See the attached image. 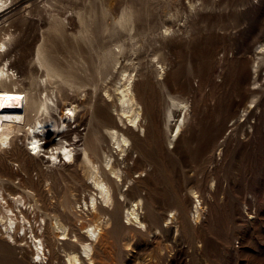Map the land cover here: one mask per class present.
I'll use <instances>...</instances> for the list:
<instances>
[{
    "label": "rangeland",
    "instance_id": "obj_1",
    "mask_svg": "<svg viewBox=\"0 0 264 264\" xmlns=\"http://www.w3.org/2000/svg\"><path fill=\"white\" fill-rule=\"evenodd\" d=\"M18 1L13 8H17L16 23L21 26L17 31L19 53L41 44L42 32L49 33L54 21L47 12L41 17L31 14L32 8L51 10L49 4L59 1L86 13V29L93 40L91 45L76 37L51 35L46 45L59 58L67 51L106 45L112 23L119 17L124 26L119 25L117 37L129 45L128 52L132 49L127 55L132 62L141 61L138 70H131L137 73L135 89L145 109L146 132L140 136L131 133V139L142 148L134 159V195L143 199L140 212L147 228L136 222L128 224L122 216L126 209L121 213L119 207L111 212L102 209L101 215L109 216L110 224L86 264H264V0ZM72 14L66 15L73 17L67 24L69 32L78 23V15ZM165 27L170 28L168 32ZM16 57L15 52L8 63H1L9 66ZM161 59L169 65L165 77L153 71ZM122 61L132 65L124 57ZM13 71L18 76L23 73L21 67ZM106 99L112 103L114 97ZM175 99L187 100L189 108L188 131L178 139L179 148L168 143L175 118L168 119L167 106ZM97 104L92 108L94 121L104 106ZM60 110L54 111L57 117ZM112 114L119 122L118 111L112 110ZM126 117L123 115L130 125ZM79 128L86 131V125ZM134 130L136 134L140 131ZM20 144L28 146V140ZM60 194L65 198L61 215L71 235L97 221L89 212L73 209L68 192ZM120 214L127 224L119 223ZM36 226L40 234L41 228ZM0 228L9 239L2 224ZM46 232L49 248L72 246L71 239L58 242V232L48 227ZM18 234L23 236L24 231ZM31 234L28 230L27 241L16 246L1 244L0 257L14 254L21 258L18 247L32 250ZM58 255L64 264V253Z\"/></svg>",
    "mask_w": 264,
    "mask_h": 264
},
{
    "label": "bare ground",
    "instance_id": "obj_2",
    "mask_svg": "<svg viewBox=\"0 0 264 264\" xmlns=\"http://www.w3.org/2000/svg\"><path fill=\"white\" fill-rule=\"evenodd\" d=\"M17 1L0 0V224L9 237H4L0 228V245L16 246L25 239L27 241L30 230L34 247L32 250L18 247L21 258L14 254L4 255L0 257V263L61 264L60 251L64 253V264H86L87 259L93 258L95 243L100 240L103 229L110 224L109 216L101 215L102 209L111 212L119 207V213L126 209L122 216L128 224L136 222L147 228L140 212L144 208L143 199L134 195L137 182L134 159L135 154L139 157L142 148L131 139V133L140 136L146 132L143 126L145 109L135 89L137 73L132 74L131 70V67L138 70L141 61L138 64L132 62L133 59L127 56L132 49L128 52L129 45L117 37L119 25L124 26L119 17L112 23L111 39L106 45L67 51L59 58L58 53L46 45L51 35L93 42L86 29V13L72 3L59 1H55V5L49 4L51 10L49 7L32 8L31 14L40 16L47 12L54 21L49 25V33L42 32L41 44L36 48L29 46L19 53L21 40L17 31L21 26L16 23L19 22L14 12L17 8H13ZM71 11L72 15H78L73 32L67 28L73 20L66 16ZM5 22H9L8 25H4ZM164 29L168 32L170 28ZM15 52L18 58L8 66L10 56ZM123 57L131 60L132 65L124 64ZM4 61L6 65L1 63ZM166 61L158 60L159 67L153 68L161 77L168 74ZM14 67L22 68L21 76L15 74ZM106 97H114L112 103ZM184 100L168 101L167 106L168 119L175 118L168 143L177 148L180 147L178 139L188 131L189 108L188 101ZM99 102L104 106L99 108L94 121L92 108L95 109ZM59 108L60 117H57L54 111ZM112 110L118 111L119 122ZM87 113L89 116L85 119ZM123 115L127 116L130 125ZM68 118L74 121H68ZM72 124L76 127L72 128ZM83 125H86L84 133L79 128ZM134 126L141 132L136 134ZM181 139L184 141L185 138ZM25 140L30 147L20 144ZM41 152L45 155L41 156ZM63 191L70 194L68 201L73 209L89 212L97 218V223L83 225L82 231L73 230L71 235L69 225L61 215L65 198L58 194ZM198 207L196 204L197 211ZM172 218L171 215L169 221L172 222ZM119 223H126L121 220V214ZM36 224L41 228L40 234L35 230ZM47 227L58 232V242L71 239L72 246L65 249L57 244L49 248L45 238L49 231L46 232ZM20 230L24 231L23 236L18 234Z\"/></svg>",
    "mask_w": 264,
    "mask_h": 264
}]
</instances>
